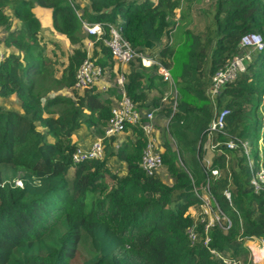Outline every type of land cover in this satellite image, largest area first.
I'll return each mask as SVG.
<instances>
[{"label": "trees", "instance_id": "16d2710c", "mask_svg": "<svg viewBox=\"0 0 264 264\" xmlns=\"http://www.w3.org/2000/svg\"><path fill=\"white\" fill-rule=\"evenodd\" d=\"M194 1L86 0L80 7L76 0H0V98L14 96L21 109L0 107V264H68L75 253L82 255L80 264H222L202 244L201 224L196 241L187 234L189 209L198 203L193 187L209 177L200 162L202 143L213 112L222 108L227 109L224 126L212 136L221 152L209 166L218 175L209 177L208 190L230 226L211 227L209 246L239 258L248 252V238L264 243V190L255 193L250 186L242 148L222 146L232 137L249 145L260 137L264 155V0H207L211 9L203 33L194 32L187 19ZM33 4L50 9L54 30L71 46L83 38L82 20L99 22L105 30L107 23H117L116 16L135 51H144L146 40L155 44L174 84L175 106L161 102L167 84L156 66L142 67L137 58L127 64L124 90L138 109L159 108L166 117L161 163L169 184L139 167L144 137L137 125L125 126L130 136L117 149L112 138L105 139L101 159L72 162L73 134L85 127L102 135L109 96L117 94L113 88L106 96L73 90L74 71L85 56L79 47L54 76L44 53L51 42L37 37ZM247 33L259 34L263 47L224 84L213 104L210 76L240 51ZM96 45L92 59L111 66L107 48L100 41ZM62 87L71 95L54 92ZM112 157L122 173L107 166ZM242 263L249 264L246 258Z\"/></svg>", "mask_w": 264, "mask_h": 264}, {"label": "built area", "instance_id": "2783aa9c", "mask_svg": "<svg viewBox=\"0 0 264 264\" xmlns=\"http://www.w3.org/2000/svg\"><path fill=\"white\" fill-rule=\"evenodd\" d=\"M81 29L88 40V45L100 41L107 48L113 63L117 65V70H113L111 74L107 68L102 67L92 59L91 52L85 50L84 58L74 71L72 83L73 90L82 91L84 89H94L96 91L106 92L110 88H113L116 91L117 98H115L110 105V115L106 120L102 135L95 136L88 144L76 145L71 154V160L77 163L85 159H101L104 156L105 139L109 140L112 138L111 146L113 149H117L120 145V136L126 131V127L137 125L144 137L139 167L146 175H154L162 166L161 152L163 148L162 145L158 144V131L155 128L154 121V112H157L159 108L144 110L136 107L124 90L125 71L123 70V66H126L129 61L136 58L139 59V63L142 67L156 66V73L166 82L168 87L167 92H165L161 98V102L169 96L171 100L167 104L171 105L173 108L175 106V89L168 69L158 61L157 54H151L150 51L146 49L140 52L135 51L122 37V29L118 22L107 23L106 29L104 30L103 25L99 22L82 20ZM239 45L240 51L228 63L218 68L210 76L207 91L213 104L215 96L219 93L224 84L234 80L239 73L244 71L246 62L251 59V54L248 50L257 51L262 49L263 41L259 34L247 33L240 38ZM2 56L3 52L0 47V59ZM171 88L173 91H171ZM226 114L227 109L225 108L213 112L212 118L208 122L206 135L202 143L200 162L205 169L209 170V177L218 175V170L216 168L209 167L213 155L221 152V150L217 148L219 143L214 142L212 136L215 132L223 128ZM166 122L167 120L164 122L165 126ZM222 146L228 150H233L237 146L242 148L250 172V186L255 193L264 190L263 160L260 162L258 157L255 163L249 159L248 142L232 137L222 143ZM209 177L206 178L203 185H200L198 188L193 187L194 194L198 198V203L195 206L196 212L191 214L192 224L187 229L188 238L191 242L196 241L197 232L195 229L201 224L204 234L202 244L210 253L220 259L222 264H243L242 259L240 260L229 255H224L220 251L218 252L209 246L210 237L208 231L211 227L217 226L222 229V231H225L230 226V220L223 211L219 209L208 190ZM222 193L226 199L229 200V192L223 190ZM245 246L248 250L247 261L249 264H261L264 262V243L261 238H248L245 240Z\"/></svg>", "mask_w": 264, "mask_h": 264}, {"label": "rangeland", "instance_id": "374dc122", "mask_svg": "<svg viewBox=\"0 0 264 264\" xmlns=\"http://www.w3.org/2000/svg\"><path fill=\"white\" fill-rule=\"evenodd\" d=\"M81 5L84 6L83 4H81ZM81 5H80V7H82ZM32 6L33 7L31 8V12L33 13V15H35V11H37V7H41V6H38L35 4H33ZM41 8H46L50 11V9L47 7H41ZM210 9H211V7H210L209 3L207 2V0H199V1L195 0L194 3L191 5L187 19H190L191 24L189 26L192 28V30L194 32L199 31L200 33L201 32L203 33V31L205 30V25L209 21V19H208L209 17L207 16V14H209L208 11ZM205 12H208V13L205 14ZM178 15H179V9H176L175 17H174L175 20H178ZM35 17L38 18L36 15H35ZM120 20H121V16H116L114 22H118ZM12 21H15V20L12 18ZM178 30H179V27L173 31L172 36H171L172 40H174L176 38V33L178 32ZM1 34H2V31L0 29V38H1ZM82 34H83V38H82L80 44L75 45V46H71L68 43L67 39L63 35H61L60 33H58L57 31L54 30L52 23H51V25H44V27L40 24V31L38 32L37 37L47 39L51 42V44H49V43H47V45L45 44L44 53L52 61L51 67L54 69V76L55 77L59 76L60 70L62 69V65H60V62L65 63L66 56L72 51V49L74 47L75 48L79 47V48H82L84 50H88L89 52H91V54L95 48H98L96 45V42L91 44V45H88V40L86 39V36L84 35L83 31H82ZM0 47H2V46H0ZM241 51H243V50H241ZM248 51L250 52L251 55H253L255 50L254 51L248 50ZM94 52H96V51H94ZM150 53L151 54H157V47L150 50ZM245 67H246V65H245ZM167 90H168V87H167V89H165L164 93L167 92ZM171 91H173L172 88H171ZM54 92H59V93L64 94L66 96L71 95L70 90L68 88H64V87L59 88L58 90H56ZM102 94H103V96H105V94H107V93L103 92ZM170 100H171V98H169V96H168L163 101V103L167 104L170 102ZM0 107L7 108V109L9 108V109L21 112V109L18 106V101L14 96H10V97L4 98V99L0 98ZM55 109H58V108L56 106L51 108L52 111ZM164 116L165 115L161 112L160 113H158V111L154 112L155 128L158 131L157 140H158L159 145H162V142L167 139V136H165L163 133L165 125L162 121V117H164ZM84 129L85 128L82 127L81 129L76 131L78 139H82L80 134H81V132L84 131ZM87 139H90V138L88 137ZM169 144L173 147L172 141H169ZM77 145H79V144L77 143ZM262 147H263V145H262V142L260 141V137L257 139L256 144H252V145L248 146L249 159L251 161H255L256 159H258V157H259L260 162H261V160H263L264 155H263ZM107 166L110 169H112L113 171H116L118 173H122V171H123V169H122L123 166L120 165L117 162V160H115V158H109ZM154 176H157L163 183H166V184L170 183V180H169L163 166H161L156 171V173H154ZM14 182L17 184L20 183L18 178H15ZM192 207L195 209V206H192ZM222 252H224V251H222ZM224 255H228V254H224ZM247 255H248V252L244 256H241V257L236 258V259L244 260L246 258V260H247ZM81 261H82V255L80 253H75V255L69 260L68 264H80Z\"/></svg>", "mask_w": 264, "mask_h": 264}, {"label": "crops", "instance_id": "0c3cea01", "mask_svg": "<svg viewBox=\"0 0 264 264\" xmlns=\"http://www.w3.org/2000/svg\"><path fill=\"white\" fill-rule=\"evenodd\" d=\"M79 4V6L81 4L85 5L86 4V0H76ZM82 6V5H81ZM35 15L38 17V21L39 23L44 27V25H51V14H50V11L46 8H41V7H37V11H35ZM155 48V47H154ZM153 48V49H154ZM152 50V49H151ZM147 51H150V50H147ZM130 67L129 65H126V66H123V70L126 71L127 68ZM107 69L110 71V73L112 74L113 70H117V65L115 63L112 62V65L107 67ZM112 89V88H110ZM108 95V94H105V96ZM117 98L116 95H110L109 96V99H110V103L112 104L114 99ZM165 119L166 117H162V121L163 123L165 122ZM85 128V127H84ZM80 133V132H79ZM130 136V134L128 133H123L121 136H120V141L124 138V136ZM80 136L82 137V139H78L77 138V132L73 134L72 136V140L73 141H76L78 144H88L94 137L95 135L92 134L89 130H87L86 128L84 129L83 132H81ZM90 138V139H87V138ZM114 158V157H112ZM190 213L191 214H194L196 211L195 209L192 207L190 208Z\"/></svg>", "mask_w": 264, "mask_h": 264}, {"label": "water", "instance_id": "95a60500", "mask_svg": "<svg viewBox=\"0 0 264 264\" xmlns=\"http://www.w3.org/2000/svg\"><path fill=\"white\" fill-rule=\"evenodd\" d=\"M155 47V44L150 41V40H146L143 44V48L146 49V50H151Z\"/></svg>", "mask_w": 264, "mask_h": 264}]
</instances>
